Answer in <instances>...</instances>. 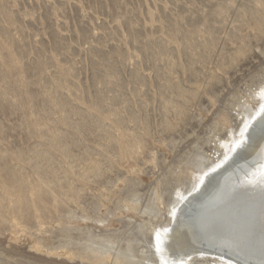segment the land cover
Instances as JSON below:
<instances>
[{"label": "rangeland", "instance_id": "obj_1", "mask_svg": "<svg viewBox=\"0 0 264 264\" xmlns=\"http://www.w3.org/2000/svg\"><path fill=\"white\" fill-rule=\"evenodd\" d=\"M263 85L264 0H0V264L150 256Z\"/></svg>", "mask_w": 264, "mask_h": 264}, {"label": "bare ground", "instance_id": "obj_2", "mask_svg": "<svg viewBox=\"0 0 264 264\" xmlns=\"http://www.w3.org/2000/svg\"><path fill=\"white\" fill-rule=\"evenodd\" d=\"M259 94L258 107L240 122L239 136L232 135L222 140L223 146L218 148L220 154L217 157L209 156L210 162L207 164L201 163L198 179L186 190L177 191L167 210L166 220L157 223L152 230L154 251L151 255L142 253L143 256L138 246H131L132 254L126 253L124 257L118 255L116 263L194 264L200 260L204 264H242L236 260L237 257L255 263L264 262V166L251 170L245 168L239 173L241 181L232 176L224 179L218 194L203 204L210 209L218 208L206 223L218 225V233L211 231L206 224L197 226L194 218L198 214L192 207L197 192L210 190L207 183L212 174L220 170L213 176L214 181L219 183L227 176L221 175L230 167L224 168L227 162L248 146L252 137L253 143L244 150L243 155L250 156L252 160L262 158L264 162V132L255 136L249 134L252 123L264 121V85ZM203 240L228 249L233 256L200 249L198 243ZM97 257L102 263L109 259L108 253L97 254ZM129 257L132 259H127Z\"/></svg>", "mask_w": 264, "mask_h": 264}, {"label": "water", "instance_id": "obj_3", "mask_svg": "<svg viewBox=\"0 0 264 264\" xmlns=\"http://www.w3.org/2000/svg\"><path fill=\"white\" fill-rule=\"evenodd\" d=\"M264 132V121L258 123H252L251 128L249 130V134H253L254 136L257 135L258 133ZM254 137H252V140L248 141V146L251 145L253 143V139ZM264 138V137H263ZM248 146L246 145L244 148H242L234 157V159L230 160L229 162H227L226 166L224 168H226L227 166H230L229 168H227L226 172L224 171L223 174L221 175H227L225 176L221 182L219 183L218 181H214L213 176H215V174H217L218 172H220V170H218L217 173L212 174V176L209 178L208 183L210 184V190L209 188L205 191H199L196 193L195 200L193 202L192 207H194V211H196V214L198 215H194V221L197 222L196 225L197 226H201L202 224H206L209 220V218L213 217L215 214V211L218 210V208H213L210 209L207 206H204L203 204H205L209 199H211L213 196H215L216 194H218V192L220 191L222 182L224 179L229 178V177H234L236 178V180H240L242 178L241 174H239L241 171H244L245 168H248L249 170L251 169H256L259 167L264 166V162L262 158H254L252 160V158H250V156H245L244 157V150L248 148ZM243 155V156H242ZM247 177V176H244ZM213 178V179H212ZM229 180V179H228ZM227 180V181H228ZM214 189V190H213ZM214 191V192H213ZM197 205V206H196ZM196 209V210H195ZM216 217V216H215ZM193 220V218H192ZM191 220V221H192ZM208 224V223H207ZM206 224V225H207ZM207 227H209V229L215 233H218L219 227L218 225H207ZM198 246L200 247V249L202 250H211L213 252H220L223 255H228V256H233L228 249L226 248H221L218 245H210L208 244V242L205 240L200 241L198 243ZM234 258V257H233ZM238 262H241L242 264H264L263 263H255L253 261H249L247 259H241L239 257H237Z\"/></svg>", "mask_w": 264, "mask_h": 264}]
</instances>
